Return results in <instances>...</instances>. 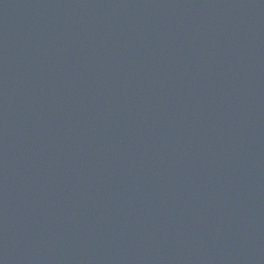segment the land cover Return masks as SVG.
<instances>
[{"label": "water", "instance_id": "obj_1", "mask_svg": "<svg viewBox=\"0 0 264 264\" xmlns=\"http://www.w3.org/2000/svg\"><path fill=\"white\" fill-rule=\"evenodd\" d=\"M0 264H264V0H0Z\"/></svg>", "mask_w": 264, "mask_h": 264}]
</instances>
